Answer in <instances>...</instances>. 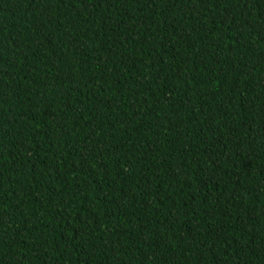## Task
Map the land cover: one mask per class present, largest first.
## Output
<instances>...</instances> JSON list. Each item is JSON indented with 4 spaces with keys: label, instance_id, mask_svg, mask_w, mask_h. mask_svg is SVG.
Here are the masks:
<instances>
[{
    "label": "trees",
    "instance_id": "1",
    "mask_svg": "<svg viewBox=\"0 0 264 264\" xmlns=\"http://www.w3.org/2000/svg\"><path fill=\"white\" fill-rule=\"evenodd\" d=\"M0 264H264V0H0Z\"/></svg>",
    "mask_w": 264,
    "mask_h": 264
}]
</instances>
